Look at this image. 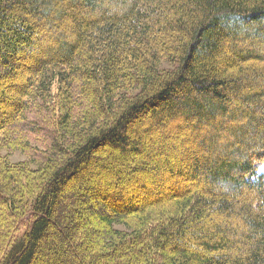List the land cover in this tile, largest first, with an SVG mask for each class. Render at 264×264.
<instances>
[{
	"label": "trees",
	"instance_id": "1",
	"mask_svg": "<svg viewBox=\"0 0 264 264\" xmlns=\"http://www.w3.org/2000/svg\"><path fill=\"white\" fill-rule=\"evenodd\" d=\"M0 264H264V0H0Z\"/></svg>",
	"mask_w": 264,
	"mask_h": 264
},
{
	"label": "rangeland",
	"instance_id": "2",
	"mask_svg": "<svg viewBox=\"0 0 264 264\" xmlns=\"http://www.w3.org/2000/svg\"><path fill=\"white\" fill-rule=\"evenodd\" d=\"M185 131V130H184ZM188 132V131H187ZM10 159L12 160V161H17V160H23V159H25V156L23 155V154H21V153H19V152H16V153H14V154H12L11 156H10ZM153 179V178H152ZM150 181V180H149ZM149 181H144V182H146L147 184H150L151 182H149ZM140 184V183H139ZM137 185H138V182H133V184H132V182L129 184V190L131 189H133V188H136L137 187ZM124 189H127L126 191L128 192V188H127V186L125 185V183H124Z\"/></svg>",
	"mask_w": 264,
	"mask_h": 264
}]
</instances>
